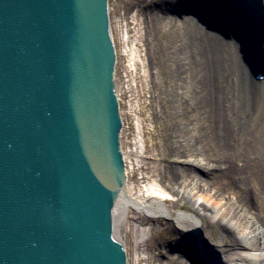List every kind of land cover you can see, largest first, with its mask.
Masks as SVG:
<instances>
[{
  "label": "water",
  "instance_id": "1",
  "mask_svg": "<svg viewBox=\"0 0 264 264\" xmlns=\"http://www.w3.org/2000/svg\"><path fill=\"white\" fill-rule=\"evenodd\" d=\"M108 25L107 0H0V264H125Z\"/></svg>",
  "mask_w": 264,
  "mask_h": 264
},
{
  "label": "bare ground",
  "instance_id": "2",
  "mask_svg": "<svg viewBox=\"0 0 264 264\" xmlns=\"http://www.w3.org/2000/svg\"><path fill=\"white\" fill-rule=\"evenodd\" d=\"M152 2L150 5L141 0L123 2L130 28L141 24L136 31L139 32L137 41L148 45V65L156 66L153 45L158 35L152 34L153 24L162 25L166 32L165 44L171 43L166 46L170 48L173 69L169 80L184 90L187 81L183 72L187 70V60L192 58L198 64L199 73L194 81L200 88L194 101L196 105L199 102L202 107H209L215 120L207 124L205 134L195 136L194 144L177 138L182 156L193 155L192 161L181 159L178 164L164 163L163 177L149 180L138 192H134L128 182L119 147L125 180L111 208V235L121 243L125 253L128 222L133 228L135 243L141 244L151 232L146 221L165 218L187 234L172 245L186 257L187 262L182 260V264H264V155L260 156V138L264 135L261 133L264 127V19L260 14L264 16L261 10H264V0ZM108 10L107 3V17ZM205 29L219 32L223 38H212ZM108 32L114 50L109 25ZM179 32L185 37L184 41L176 36ZM172 47H176L175 50ZM113 92L121 120L114 83ZM194 101L191 98V103L187 104L192 108L187 123L200 124L203 128L201 118L194 115L197 107ZM182 103L179 105L184 106ZM186 119H183L185 123ZM180 121L182 119H176L177 124ZM122 125L121 120L119 138ZM262 147L264 151V145ZM169 150L170 147L166 149ZM192 185L200 194H209L212 206L201 203L194 212L177 206L169 208L161 197L190 199L193 192L183 188L189 189ZM200 211L216 224V237L205 236ZM163 249L165 251L166 246ZM148 254L155 264L164 262L159 257V248L154 247Z\"/></svg>",
  "mask_w": 264,
  "mask_h": 264
},
{
  "label": "rangeland",
  "instance_id": "3",
  "mask_svg": "<svg viewBox=\"0 0 264 264\" xmlns=\"http://www.w3.org/2000/svg\"><path fill=\"white\" fill-rule=\"evenodd\" d=\"M141 1L150 5L153 4L152 1L154 0ZM186 1L192 4L194 0ZM123 2L124 0H107L109 8L108 23L115 53L113 83L117 93L119 114L123 122L119 147L125 160L128 182L132 185L133 191L138 192L140 187L142 188L143 184L149 182V180L163 177L164 163L178 164L181 159L192 161L193 155L182 156V148L176 141L177 138L185 139L189 144H194L195 136L201 133L205 134L204 130L208 127L207 124L211 125L215 119L214 113L209 107H202L199 102L196 105V101H194L195 98L197 99L196 95L200 94V88L195 84L196 80L194 81L195 76L199 73L198 64L191 58L187 60V70L183 72V67H180V72H183L187 81L184 90H181L178 85H173V82L169 80L172 77L169 73L173 70L171 69L172 58L168 53L170 48L166 47L167 45L170 46L171 43L165 44L166 32L163 31V26L153 24L152 34L158 35L153 45V58L156 66L154 65V68L150 67L148 65L150 59L147 60L146 58L148 57L147 43L143 44L137 41L139 32L136 31L137 28H141V24L131 25L130 28L127 23L130 18L125 15ZM136 17L141 18L138 15ZM207 32L212 38L222 37L219 32L208 30ZM176 36L178 39L185 40L180 32L176 33ZM136 41L137 43H135ZM175 48L172 47L174 50ZM224 77L229 80L227 75ZM177 84L181 85V82ZM191 98L195 107L197 106L194 115L201 118V123L205 126L203 128L200 127V124H195V127L192 123H187L186 118L189 119L190 117L187 116L192 113V108L187 106ZM180 102H184L182 104L185 107L179 105ZM186 108H188V111H186ZM177 118L182 119L179 122L180 124L176 123ZM184 118L186 123L183 120ZM263 132L264 127L261 128V133ZM260 139V156H263L264 135H261ZM168 147H170V150L166 151ZM190 188H183L188 192H193L190 199L186 197L178 200L176 196L173 199L170 195H161V197L169 208L177 206L183 210L194 212L201 203L212 206L208 198L209 194L207 196L200 194L199 190L194 189V185ZM198 215L201 216L204 222L205 236L209 239L216 237L215 235L218 233L216 224L211 223L201 211ZM168 222L170 221L165 218L157 220L149 218L145 224L151 226V232L146 235L147 238L141 244L135 243L133 228H131V223L128 222L125 228L126 264H155L148 254L154 247L159 248L161 251L159 257L164 260L161 264H178V262L182 264V260L187 262L186 257L181 256L177 249L173 247L179 239L183 240L187 234L180 232ZM165 246L166 250L164 251L163 247Z\"/></svg>",
  "mask_w": 264,
  "mask_h": 264
}]
</instances>
